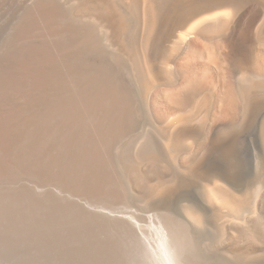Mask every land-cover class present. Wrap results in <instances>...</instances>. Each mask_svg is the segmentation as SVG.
<instances>
[{"label": "rangeland", "instance_id": "374dc122", "mask_svg": "<svg viewBox=\"0 0 264 264\" xmlns=\"http://www.w3.org/2000/svg\"><path fill=\"white\" fill-rule=\"evenodd\" d=\"M124 1L129 7L130 0ZM167 1H159L164 2V22L150 50L149 74L139 65L129 43L123 44L124 51L114 62L101 41L102 61L112 66L123 87L115 114L121 129L107 141L99 139L98 158L92 168L75 165L81 155L74 148L65 154L54 145L50 150L40 147L37 156L31 155L27 170L14 168L0 173V264H114L111 244L117 238L115 231L126 225L127 214L136 215L134 220L140 221L137 224L146 233L153 208L181 210L196 202L215 209L207 196L213 187L208 167L213 164L230 171L232 187L239 192L232 190L231 203L220 210L226 217L210 220L201 230L204 240L195 247L198 263L264 264V84L256 79V75L264 78V0H213L229 2L239 12L240 27L249 25L243 41L230 54L220 49L213 36L210 41L192 37L191 52L179 49L171 32L178 22L180 4L182 11L193 0H178L179 6L177 0ZM21 4L18 0H0V66L4 62L0 74L10 71L12 58L15 60L23 47L22 29L18 27L24 26L27 5ZM91 5L82 6L78 25H87L85 14L92 11ZM226 28L227 24L218 26L215 33ZM237 32L234 28L233 39ZM214 50V62L209 63L206 57ZM5 55L8 58L4 59ZM245 76H254L252 89H248ZM181 83L189 86V93L186 89L182 92L185 97L180 92L185 88ZM235 88L249 91L241 109L233 107L228 94ZM171 92L178 93L179 100L183 95V103H176L179 96L175 94L174 98L167 97ZM145 142L150 145L142 158L147 169L134 165L131 157L134 147ZM194 151L198 152L195 156ZM64 177L77 181H68L72 189L78 184L83 188L95 184L102 190L125 194L120 199L70 197L54 188V183ZM219 178L215 180L223 183ZM152 197L156 199L148 202ZM235 206L240 208L234 215L238 219L228 217ZM249 231L255 234L254 240L246 236Z\"/></svg>", "mask_w": 264, "mask_h": 264}, {"label": "bare ground", "instance_id": "6f19581e", "mask_svg": "<svg viewBox=\"0 0 264 264\" xmlns=\"http://www.w3.org/2000/svg\"><path fill=\"white\" fill-rule=\"evenodd\" d=\"M18 1L27 5L24 26L18 27L19 30L22 29L23 38L22 36L21 38L24 43L17 54H15L16 50L14 49L15 60L12 56L14 62L9 65H13L7 69L10 71L0 74V173L3 175L14 168L27 170L31 155L37 156L40 147L50 150L54 145H58L65 154L74 148L81 155L78 161L75 160L77 161L75 165L77 167H80L79 164L85 166L84 169H87V166L92 168L98 158L97 143H99V139L107 141L121 129L115 114L119 110L118 99L123 87L116 73L113 72L112 66H106L102 61V55L99 54L101 41H104L105 46L110 50L114 62L119 61L124 43H129L139 65L142 66L143 71L149 74L152 62L150 50L158 30L162 29V21L164 22L162 20L164 2L160 4L159 1L161 0L158 2L156 0H130L128 2H131L129 7H132L129 8L124 0ZM177 1L175 2L179 6L181 2ZM192 2L182 11V4H180V12L176 7L177 5L175 6L179 14L177 16L178 22L174 24V27L172 26L171 38L173 43L178 48L184 47L185 50L191 52L192 37L210 41L209 37L213 36L214 40L216 37L215 41L221 47L219 48L225 50L226 53L230 54L234 49L237 50L236 45L243 41L247 27H249V25L240 27L239 12L231 7L227 1L193 0ZM90 4L93 6L92 11L86 14L83 11L88 17L86 18L87 25H78L77 20L81 16L82 6ZM172 5L171 3L170 6ZM226 24L227 28L223 32L215 33L218 26ZM234 28L238 29V35L235 33L236 39L232 37ZM214 52L215 50L209 51L208 58L206 57L209 63L212 60L214 62ZM5 56L4 59L8 58ZM9 59L11 58L9 57ZM4 65L7 66L8 63ZM2 72L5 71L2 69ZM256 76L258 77L256 79L264 84V78ZM253 78L244 77L248 82V89H252L251 87L254 86ZM181 85L184 86L182 83ZM187 86L188 84L184 86L185 88L180 89L181 94H183L184 89H186L185 92L189 89ZM248 92L236 90V88L229 92L232 105L240 108ZM167 94L169 98H174L175 95L179 96L176 97L177 99L180 98V95L174 92ZM181 100L176 103H181ZM148 147L150 145L147 142L134 147L131 156L134 165L145 167L142 158L144 155L147 156ZM21 148L22 150L18 154L17 151ZM146 148L148 149L145 150ZM197 153L196 151L192 152L193 156ZM208 168H210L211 176L208 180L213 184V187L209 189L207 196H209V201L215 209L212 208L211 210L209 206L196 202H193L192 206L183 205L181 210L174 209L172 206L153 208L147 219L148 231L146 233L143 232L141 224H137L140 221H137V218L136 221L134 220L136 215L132 216L126 213L128 215L127 223L121 229L118 226L119 230L115 231L117 238L111 244L112 262L114 264H199L195 247L197 243L204 240L201 230L206 228L210 220L214 221L217 217H226L220 215V210L227 208V205L231 203L230 197H232V190H234L232 187L234 180L231 184L229 178L230 171L214 164L209 165ZM217 177L222 178L223 183L216 181ZM68 181L77 183L75 179L64 177L60 182L54 183V188L57 189L58 193H65L78 199L85 198L86 195L120 199L125 194L119 190L105 191L95 184L87 186V188L78 184L76 185L77 188L72 189ZM237 191L235 192L237 193ZM155 199L149 198L148 202ZM239 211L240 208L233 207L232 212H229L231 216L228 217L238 219L234 215ZM253 217L251 218L253 219ZM246 236L253 240L255 238V234L251 231L246 232ZM97 243H102V241Z\"/></svg>", "mask_w": 264, "mask_h": 264}]
</instances>
